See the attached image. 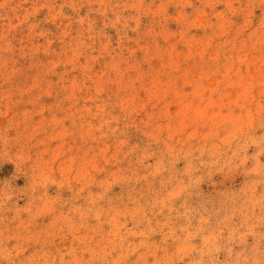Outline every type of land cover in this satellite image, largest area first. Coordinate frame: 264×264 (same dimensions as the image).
<instances>
[{
	"label": "rangeland",
	"instance_id": "1",
	"mask_svg": "<svg viewBox=\"0 0 264 264\" xmlns=\"http://www.w3.org/2000/svg\"><path fill=\"white\" fill-rule=\"evenodd\" d=\"M0 264H264V0H0Z\"/></svg>",
	"mask_w": 264,
	"mask_h": 264
}]
</instances>
